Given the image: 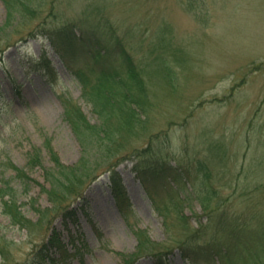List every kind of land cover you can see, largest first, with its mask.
<instances>
[{
  "label": "rangeland",
  "instance_id": "374dc122",
  "mask_svg": "<svg viewBox=\"0 0 264 264\" xmlns=\"http://www.w3.org/2000/svg\"><path fill=\"white\" fill-rule=\"evenodd\" d=\"M32 8L7 22L0 0V185L15 189L26 218L36 222L45 212L35 208L47 209L52 223L40 234L0 211V235L11 244L0 264H122L118 253L135 252L136 230L168 250L159 264H191L180 247L189 234L174 212L166 217L155 207L137 159L116 167L119 202L108 173L82 183L80 197L67 202L71 222L40 191L53 153L69 166L81 155L64 101L91 124L99 121L71 71L81 59L61 57L50 45L47 32L63 26L75 37L85 33L89 44L119 38L142 70L145 121L137 137H126L145 148L152 136L162 170L148 177L155 200L177 192L189 223L217 236L220 254L208 252L203 264H264V0H36ZM53 235L58 241L49 243ZM202 242L194 244L207 248ZM133 264L158 263L141 257Z\"/></svg>",
  "mask_w": 264,
  "mask_h": 264
},
{
  "label": "trees",
  "instance_id": "16d2710c",
  "mask_svg": "<svg viewBox=\"0 0 264 264\" xmlns=\"http://www.w3.org/2000/svg\"><path fill=\"white\" fill-rule=\"evenodd\" d=\"M35 1L3 0L7 13L6 21H10L17 15L33 14L35 10L32 8V3ZM47 34L52 48L58 55L81 59V65L71 67V71L82 84V95L93 105L99 121L91 124L77 104L64 101V118L80 144L81 155L77 163L69 166L61 163L55 153H53L52 158H50L52 166L43 167L44 180L48 187L41 185L40 191H43L48 200L55 205L56 214L61 213L63 218L72 220L74 216L67 212L66 207L71 199L80 197L83 189L82 183L95 180L103 173H108L109 187L117 202H119L122 192L116 167L127 159H137L139 166L138 175L150 199L155 203V207L166 217L171 211L174 212L176 217L181 220L179 224L183 225L180 226L181 232L185 231L189 234L186 240L180 243L181 249L185 251L183 252L185 258L189 259L191 264H203L200 259L203 257V259H207L206 257L209 256L208 252L218 251L215 248L219 247L217 236L215 233L207 236L205 234L206 225L199 221L197 228H194L189 223V219L184 214L183 209L178 208L183 199L180 198L177 192L174 195L167 193L166 195L169 197L163 203L155 200L157 193L155 194L153 191L148 177L151 173L162 170H156L160 156L151 147L152 136L148 137V146L145 148L132 146L126 137H137V132L140 134L139 129L145 121L140 117V113L144 112L143 108H145L146 100L144 99L145 87L141 75L142 70H140L138 64L126 49L125 44L119 38H116L115 43L111 42V40L101 43L99 37L94 38V41L92 40L89 44V40L85 39L88 38L85 33L75 37V33L67 26L49 30ZM83 48H85L84 51L81 50ZM142 114L145 118L146 115ZM209 151L211 152L210 149ZM94 158H102L103 161L99 164L97 163L98 165L96 164L95 167H91L89 163ZM31 160L34 164L38 163L41 165L37 157H32ZM12 168L15 170L17 178L22 179L24 177L22 169ZM146 173L148 174L145 175ZM15 192V189L7 183L0 185L1 213L9 218L11 224L19 225L27 230H32L31 228L35 227L41 230L40 234L43 231L47 232L52 223L50 216L46 218L47 209L40 211L35 208L36 211L45 213H43V217H38L36 222H32L22 214ZM206 199L207 197L205 196L203 200ZM206 208H208L207 204H203L205 211ZM206 216L208 220L213 217L212 214ZM135 233L137 235L135 252L131 254L118 253L122 264H133L141 257H151L156 259L159 264L161 257L166 256L168 250L161 243L150 240L145 231L136 230ZM45 238V234H43L42 240ZM198 239L206 241L202 243L207 244L208 247L201 248L199 244H194V241H198ZM56 241H58L56 236L48 237L49 243ZM242 244L245 245L246 242L239 240L238 245ZM252 244H254L253 241ZM10 245L9 243L6 244L3 236L1 237L0 235V257L4 258L10 252L8 248ZM251 248L253 253H249V259L254 260L258 254L255 246L251 247L250 245L249 249ZM42 249L39 250V253L42 252ZM222 253L226 254L227 252L223 251ZM216 254H220V252ZM225 257H228V255Z\"/></svg>",
  "mask_w": 264,
  "mask_h": 264
}]
</instances>
